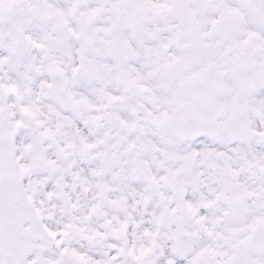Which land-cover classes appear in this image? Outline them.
I'll list each match as a JSON object with an SVG mask.
<instances>
[{"label":"snow or ice","instance_id":"snow-or-ice-1","mask_svg":"<svg viewBox=\"0 0 264 264\" xmlns=\"http://www.w3.org/2000/svg\"><path fill=\"white\" fill-rule=\"evenodd\" d=\"M0 264H264V0H0Z\"/></svg>","mask_w":264,"mask_h":264}]
</instances>
